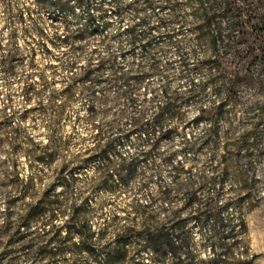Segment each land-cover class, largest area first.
Segmentation results:
<instances>
[{
    "label": "rangeland",
    "instance_id": "rangeland-1",
    "mask_svg": "<svg viewBox=\"0 0 264 264\" xmlns=\"http://www.w3.org/2000/svg\"><path fill=\"white\" fill-rule=\"evenodd\" d=\"M0 264H264V0H0Z\"/></svg>",
    "mask_w": 264,
    "mask_h": 264
},
{
    "label": "trees",
    "instance_id": "trees-1",
    "mask_svg": "<svg viewBox=\"0 0 264 264\" xmlns=\"http://www.w3.org/2000/svg\"><path fill=\"white\" fill-rule=\"evenodd\" d=\"M21 196L23 197L24 196V193H22ZM41 205H42V203H37L36 205L31 206L28 209V212L25 215V218L22 219V224H25V222H27L30 219V217L32 216V213H35L36 211L40 210ZM153 251L157 252L156 246L153 247ZM111 259H112L111 257H107V260L108 261H110Z\"/></svg>",
    "mask_w": 264,
    "mask_h": 264
}]
</instances>
